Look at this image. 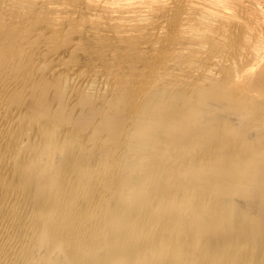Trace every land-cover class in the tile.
I'll return each instance as SVG.
<instances>
[{"label": "bare ground", "instance_id": "obj_1", "mask_svg": "<svg viewBox=\"0 0 264 264\" xmlns=\"http://www.w3.org/2000/svg\"><path fill=\"white\" fill-rule=\"evenodd\" d=\"M0 264H264V0H0Z\"/></svg>", "mask_w": 264, "mask_h": 264}]
</instances>
